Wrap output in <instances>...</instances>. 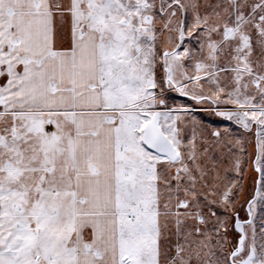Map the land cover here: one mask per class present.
I'll list each match as a JSON object with an SVG mask.
<instances>
[{"label":"snow or ice","instance_id":"1","mask_svg":"<svg viewBox=\"0 0 264 264\" xmlns=\"http://www.w3.org/2000/svg\"><path fill=\"white\" fill-rule=\"evenodd\" d=\"M0 264H264V0H0Z\"/></svg>","mask_w":264,"mask_h":264}]
</instances>
